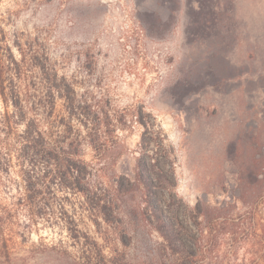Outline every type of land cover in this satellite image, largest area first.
I'll list each match as a JSON object with an SVG mask.
<instances>
[{"label": "rangeland", "instance_id": "obj_1", "mask_svg": "<svg viewBox=\"0 0 264 264\" xmlns=\"http://www.w3.org/2000/svg\"><path fill=\"white\" fill-rule=\"evenodd\" d=\"M0 48L6 65L36 56L21 94L54 80L53 130L70 121L87 166L78 189H46L16 151L34 114L12 117L0 264H190V244L194 264H264V0H0ZM64 95L100 122L97 143Z\"/></svg>", "mask_w": 264, "mask_h": 264}, {"label": "trees", "instance_id": "obj_2", "mask_svg": "<svg viewBox=\"0 0 264 264\" xmlns=\"http://www.w3.org/2000/svg\"><path fill=\"white\" fill-rule=\"evenodd\" d=\"M7 58L3 48H0V95L6 100V109L0 121V132H4L7 137L10 136L13 124L12 117L18 116L23 118L26 115V111H31L34 114V119H30L26 124L25 130L17 136L20 146L16 151L19 157L26 160L29 155H32L30 159L40 160V162L43 163L44 166L41 168L44 174L40 184L46 189H50L52 184H56L59 189L64 191H66V188L78 189L80 187L78 178H80L82 174H86L87 170V166L83 161L79 164L72 163L74 162L72 160L78 157L80 139L79 137H73V128L69 124L70 121L63 123V134L60 135L53 130L54 121L52 117L54 115L55 90H57L58 86L55 84L54 80L51 79L50 75L45 72V70H42L39 82L41 88L38 93L31 94L25 92L21 94L19 89L14 86V83L22 79L27 80L26 86L28 89H31L33 84L32 77H29V75L25 76L22 69L24 66L37 67L36 56L34 54L25 53L23 61L21 63L11 61V63H13L12 66L5 64L6 60L8 61ZM8 72L9 75L6 76ZM64 96L67 103V111L71 116L70 118L77 117V120L87 128L86 137L89 138V141L92 144L97 143L100 122L94 119L86 108L75 106L72 97L68 95ZM9 101H12V115L9 114ZM27 106L29 110H25ZM35 120H37V122ZM69 138L70 140H67ZM4 148L6 150L5 154L10 155L11 148L7 142L4 143ZM31 161L33 162V160ZM34 166L35 163L32 164V169H34ZM25 181L26 191L29 192L30 189H28L27 186L31 183L30 178L28 177ZM149 181L152 182L153 179H149ZM95 198L97 199V203L102 200L98 195H95ZM93 199L94 197H90L86 194L85 201L87 204L92 205L91 202H93ZM64 208L65 207L61 204L60 212L62 211V215H64ZM158 217L159 224L157 229L163 230L168 245L183 247L182 239L179 238L180 235L175 229L174 223L166 219L161 220V213ZM1 220L2 218H0V222ZM145 247L149 249V251L153 249L152 245L148 242H145ZM155 253L156 256L157 254L159 255L157 250L154 251V254ZM7 254V240L0 232V255L6 256ZM195 256L196 254L190 244V252L185 250V252L180 255L179 259H181L182 263L188 260L190 264H194Z\"/></svg>", "mask_w": 264, "mask_h": 264}]
</instances>
